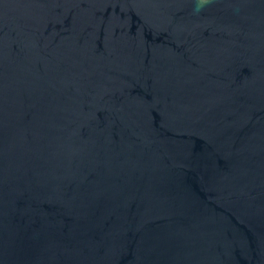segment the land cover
<instances>
[{"label":"water","instance_id":"obj_1","mask_svg":"<svg viewBox=\"0 0 264 264\" xmlns=\"http://www.w3.org/2000/svg\"><path fill=\"white\" fill-rule=\"evenodd\" d=\"M0 264H264V0H0Z\"/></svg>","mask_w":264,"mask_h":264}]
</instances>
